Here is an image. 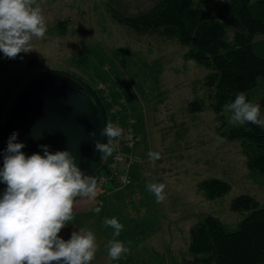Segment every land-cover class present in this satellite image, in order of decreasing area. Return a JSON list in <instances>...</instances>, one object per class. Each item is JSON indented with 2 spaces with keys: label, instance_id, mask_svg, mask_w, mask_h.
I'll return each mask as SVG.
<instances>
[{
  "label": "rangeland",
  "instance_id": "374dc122",
  "mask_svg": "<svg viewBox=\"0 0 264 264\" xmlns=\"http://www.w3.org/2000/svg\"><path fill=\"white\" fill-rule=\"evenodd\" d=\"M157 1L37 0L46 21L45 36L33 38V51L15 59L0 52V118L23 82L48 67L70 68L101 83L110 106L123 97L126 110L136 118L138 138L129 181L98 187L94 199L76 197L74 219L59 233L67 241L80 228L92 231L98 250L91 264H109L107 245L113 229L104 224L105 218L115 217L124 225L116 239L130 247L125 257L137 264H191L188 248L194 224L214 214L234 229L246 212L233 210L231 203L243 193L264 205V174L252 175L240 141L216 140L220 121L211 107L214 90L205 83L210 70L184 57L188 45L123 24L111 9L135 16ZM215 1L195 0V4L214 6L213 16L220 19L224 7H217ZM233 33L230 26L228 36ZM252 48L264 56V34L255 36ZM196 96L203 109L191 111L189 102ZM250 100L260 105L264 118L263 76L252 88ZM224 111L227 124L232 125L231 112L225 107ZM149 151L161 154L155 166ZM209 177L227 180L231 190L207 197L199 182ZM152 182L166 185L164 202L156 203L147 190ZM5 189L6 184L0 182V198ZM95 207H101L99 214L91 211Z\"/></svg>",
  "mask_w": 264,
  "mask_h": 264
},
{
  "label": "clouds",
  "instance_id": "9594fccd",
  "mask_svg": "<svg viewBox=\"0 0 264 264\" xmlns=\"http://www.w3.org/2000/svg\"><path fill=\"white\" fill-rule=\"evenodd\" d=\"M46 32L45 17L37 0H0V52L4 57L15 59L33 51V38L42 39ZM225 108L231 112L230 124L247 122L264 128L260 105L248 102L244 92ZM122 133L121 127L106 122L100 135L107 138V143L95 141V150L102 159L118 151L114 140ZM18 135L13 132L9 136L0 170V182L6 184L0 198V264H91L98 250L92 231L80 228L67 241L59 233L74 219L76 197H97V178L85 175L67 150L52 153L48 145H40L43 155H26L22 151L25 144L17 142ZM216 140L223 143L226 137L217 136ZM148 157L155 166L161 154L149 151ZM165 187L155 182L147 185L156 203L165 201ZM91 211L99 214L101 207ZM104 224L113 229V238L107 245L111 264L125 257L130 247L116 239L124 228L117 218H105Z\"/></svg>",
  "mask_w": 264,
  "mask_h": 264
},
{
  "label": "trees",
  "instance_id": "16d2710c",
  "mask_svg": "<svg viewBox=\"0 0 264 264\" xmlns=\"http://www.w3.org/2000/svg\"><path fill=\"white\" fill-rule=\"evenodd\" d=\"M215 5L224 7L220 19L213 16L214 6L202 7L195 0H158L135 16H124L111 9L123 24L142 32H158L189 46L184 57L210 70L205 83L214 90L211 107L220 121V136L239 140L252 175L264 174V128L247 122L228 125L224 111L225 105L233 102L240 92L251 102L252 88L260 76L264 77V56L252 48L255 36L264 34V0H216ZM230 26L234 28L231 38ZM189 108L202 110L201 98L196 96L189 102ZM199 188L207 197L214 198L229 192L232 185L225 179L209 177L199 182ZM231 208L246 212L234 229L214 214L191 227L188 248L191 264H264V205L243 193L232 200ZM117 264L137 263L127 256Z\"/></svg>",
  "mask_w": 264,
  "mask_h": 264
},
{
  "label": "water",
  "instance_id": "95a60500",
  "mask_svg": "<svg viewBox=\"0 0 264 264\" xmlns=\"http://www.w3.org/2000/svg\"><path fill=\"white\" fill-rule=\"evenodd\" d=\"M107 121L111 111L96 83L66 67L40 70L23 82L0 118V170L8 138L18 132L26 155H43L40 145L52 153L67 150L85 175H94L104 160L95 141L107 143L100 135Z\"/></svg>",
  "mask_w": 264,
  "mask_h": 264
},
{
  "label": "built area",
  "instance_id": "2783aa9c",
  "mask_svg": "<svg viewBox=\"0 0 264 264\" xmlns=\"http://www.w3.org/2000/svg\"><path fill=\"white\" fill-rule=\"evenodd\" d=\"M98 86L110 103V98L104 91V86L101 83H98ZM124 104V98L120 97L118 102L112 106V123L114 126L121 127L123 133L114 140V143L118 145V151L113 152L111 156L107 157L103 166L99 168V170L103 168L104 171L96 177L98 187H103L108 182L122 185L129 181L130 168L135 158L132 154V149L136 146L138 137L136 133V118L132 115L131 111L126 110Z\"/></svg>",
  "mask_w": 264,
  "mask_h": 264
}]
</instances>
